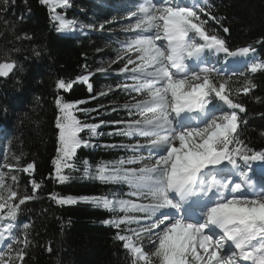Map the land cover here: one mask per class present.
I'll use <instances>...</instances> for the list:
<instances>
[{
	"label": "snow or ice",
	"instance_id": "6c2138e0",
	"mask_svg": "<svg viewBox=\"0 0 264 264\" xmlns=\"http://www.w3.org/2000/svg\"><path fill=\"white\" fill-rule=\"evenodd\" d=\"M40 2L49 6L58 33L72 30V21L57 12L69 7L70 0ZM206 5L207 0L194 6L177 0H141L127 14L129 22L124 31L131 35L121 45L135 58L118 55L112 63L123 61L122 66L97 69L102 74L114 72L125 81L131 78L135 83L122 81L115 87L143 94V98L123 106L129 112L134 109L139 118L113 121L123 127L108 135L142 137L145 142L107 147L147 149L148 157L105 162L94 171L86 168L84 176L104 185H126V195L136 199H124L123 194L116 193L111 198L49 194L60 207L85 203L112 213L102 223L117 230L116 239L135 257L134 264H264V187L257 190L239 164L264 161V152H252L237 138L241 121L236 110L244 112L245 107L232 98L233 92L247 95L257 85L247 80L233 89L230 78L221 77L209 57L223 54L225 60H247L251 73L264 71V62L252 55L256 52L253 45L231 49L225 38L210 31L208 21H220ZM104 29L105 25L99 24L98 30ZM223 32L229 29L223 27ZM257 43L264 44V40ZM17 67L15 61L0 63V77H9ZM75 84L86 85L93 92L91 74L68 81L59 79L55 85L57 146L49 179L60 185L71 181L68 173L76 170L78 150L96 147L91 138L103 135L99 129L108 123L89 124L78 118L77 112L99 113V109H82L79 106L85 101H68L59 95L61 90L71 92ZM213 98L231 111L210 110ZM192 113L200 118L195 126L185 118ZM85 131L90 139L81 135ZM16 159L19 162V157ZM3 167L9 171L0 170V221L9 222L0 223V264H27L32 243L26 231L29 225L25 223V231L17 233L14 222L20 206L36 198L41 184L32 178L33 194H21L19 177L12 174L14 166L5 163ZM35 170L34 162L15 168L29 177ZM237 176L239 179L234 180ZM142 220L145 223L141 225ZM134 222L137 228L127 227ZM5 240L10 243L4 245ZM145 241L151 245V252L145 250ZM47 250L52 249L49 246Z\"/></svg>",
	"mask_w": 264,
	"mask_h": 264
},
{
	"label": "trees",
	"instance_id": "16d2710c",
	"mask_svg": "<svg viewBox=\"0 0 264 264\" xmlns=\"http://www.w3.org/2000/svg\"><path fill=\"white\" fill-rule=\"evenodd\" d=\"M126 9L123 5L114 7L90 0H70L69 7L57 9V12L70 21L80 20L91 25V19L98 24L105 23L125 15ZM206 9L220 21L209 20L207 27L210 31L225 38L231 49L253 45L255 56L264 62V44L257 43L264 40V0H207ZM52 15L49 6L40 0H0V63L15 61L18 66L9 78H0V170L8 172L3 167L5 163L14 166L12 174L19 177L21 194H33L30 179L34 178L41 184L36 198L20 206L14 231L22 233L25 231L22 225H29L26 231L32 243L26 257L27 264H134L133 256L116 239L117 230L102 223L113 216L112 213L85 203L60 207L49 199L53 192L64 196L110 198L116 193L123 194L121 198L124 199H136L126 195L129 191L126 185H104L84 176L86 168L94 171L105 162L133 156L148 157L145 149L133 151L107 147L137 140L145 142L142 137L108 135L123 127L113 124V121L139 118L134 109L129 112L123 106L143 98V94L115 87L122 81L135 83L131 78L125 81L123 76L114 72L102 74L97 71L102 66L110 69L122 66L123 61H112L124 51L121 45L129 35L112 34L107 28L100 32L88 31L81 36L73 28L61 34L56 30ZM223 27H227L229 32L224 33ZM33 49L40 55L37 56ZM216 60L224 64L228 59L220 56ZM89 74L93 92L90 93L86 85L75 84L71 92L61 90L59 95L68 101H85L79 106L82 109H99V113L77 112L83 122L108 123L99 129L103 135L91 138L96 147L78 150L74 161L76 170L68 173L72 176L71 181L60 185L49 179L57 146L55 85L59 79L68 81ZM226 79L233 89L242 87L247 80L257 85L247 95L242 91L238 94L233 92L232 98L245 107L244 112L236 110L241 121L237 138L252 152H264V71H241ZM101 92L108 94L100 95ZM213 102L218 104L215 98ZM113 108L116 111H112ZM81 135L90 139L87 131ZM33 162L36 165L33 177L15 171L16 167L22 168ZM7 182L11 183V180ZM137 226L134 222L127 227L135 229ZM49 246L50 252L47 250Z\"/></svg>",
	"mask_w": 264,
	"mask_h": 264
},
{
	"label": "rangeland",
	"instance_id": "374dc122",
	"mask_svg": "<svg viewBox=\"0 0 264 264\" xmlns=\"http://www.w3.org/2000/svg\"><path fill=\"white\" fill-rule=\"evenodd\" d=\"M90 1L102 4V5H111L114 7H118V6H122V5L125 6L127 8L126 14L119 17V18H113V19L103 23L105 25L104 30H106V28H107L109 33H112V34L123 33V34L129 35V36L131 35L130 33H126L124 31V28L127 26L128 22H129L127 14L131 10H133L134 5L141 2V0H90ZM177 2L181 3V4L188 5V6H194L196 4L202 5V0H177ZM133 22H134V19H133ZM72 23L74 25L73 30L78 36H81L84 31H88V30L93 31V32H100V30H98L99 24L96 23L93 19H91L89 22L91 25H87L86 23H84L80 20H73ZM92 26H95V27H92ZM128 54L134 55L133 52H126L125 50L120 55H128ZM221 55H223V54H221ZM252 55H254V54H252ZM256 59H257V61H260L259 58L256 57ZM209 62L211 64H214V66L217 69H219L220 76L225 78V79L231 75L238 74L241 71H250L248 68V61L247 60L228 58V61L222 65V64H219L218 60H216L215 57H209ZM189 63L192 64L194 62H189ZM102 67H105V66H102ZM217 106H218V109L220 112L226 111V109H227V106L223 105V103L220 101H218ZM211 110L213 112L218 113L216 105H214V104L212 105ZM185 118L188 120V122L192 126H195L199 120V117H194L193 115L190 116L189 114H185ZM0 148H2V146H0ZM145 150L147 151V154H148V150L147 149H145ZM260 161L261 160H256L255 163L252 164V166L253 165L255 166V167L253 166V168H254L253 173L255 174V176H258V178L261 179V181H262L257 190H259L261 187H264V167H260L261 166V164L259 163ZM250 162L251 161H249L247 164H245L243 161H239V164H241L242 166H245V168L248 169ZM25 175H27V174H25ZM247 194L249 196H251L252 192L249 191ZM143 223H145V221L142 220L141 225ZM144 246L147 248L145 250L148 252H151L153 250L151 248V245L149 243H147L146 241L144 242ZM0 247H2V246H0ZM133 258L135 259L134 256H133Z\"/></svg>",
	"mask_w": 264,
	"mask_h": 264
},
{
	"label": "bare ground",
	"instance_id": "6f19581e",
	"mask_svg": "<svg viewBox=\"0 0 264 264\" xmlns=\"http://www.w3.org/2000/svg\"><path fill=\"white\" fill-rule=\"evenodd\" d=\"M235 59H236V58H235ZM260 164H261L260 167H264V161H261ZM7 170H8V169H7ZM8 171H9V170H8ZM238 194H239V193H238ZM238 194H237V195H238ZM144 247H145V246H144ZM145 249H147V248L145 247Z\"/></svg>",
	"mask_w": 264,
	"mask_h": 264
},
{
	"label": "water",
	"instance_id": "95a60500",
	"mask_svg": "<svg viewBox=\"0 0 264 264\" xmlns=\"http://www.w3.org/2000/svg\"><path fill=\"white\" fill-rule=\"evenodd\" d=\"M12 75V73H10V75H9V77ZM9 77H0L1 79H3V80H5V79H7V78H9Z\"/></svg>",
	"mask_w": 264,
	"mask_h": 264
}]
</instances>
